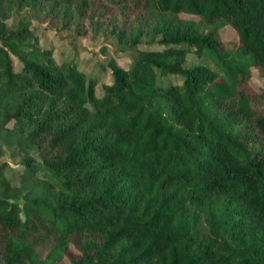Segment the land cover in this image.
Segmentation results:
<instances>
[{"label": "trees", "instance_id": "1", "mask_svg": "<svg viewBox=\"0 0 264 264\" xmlns=\"http://www.w3.org/2000/svg\"><path fill=\"white\" fill-rule=\"evenodd\" d=\"M38 24L109 26L133 58L88 72L77 42L56 54ZM254 70L264 0H0V155L23 165L14 184L0 161V263L62 264L74 248L68 264H264Z\"/></svg>", "mask_w": 264, "mask_h": 264}, {"label": "rangeland", "instance_id": "2", "mask_svg": "<svg viewBox=\"0 0 264 264\" xmlns=\"http://www.w3.org/2000/svg\"><path fill=\"white\" fill-rule=\"evenodd\" d=\"M183 17L187 18H197L193 15L183 13ZM38 22L36 21V24ZM47 25V23H46ZM45 25V26H46ZM39 27H43L40 29H44L43 33L44 36L48 39V41L51 42V44L54 45L56 54H59V49L62 46H66L69 43V41H72V43L77 42L78 43V52L79 56L81 58V64L80 66L84 68L88 72L94 73V70L96 69L95 63L97 64L100 60L105 59L107 56H111L117 60L119 64L122 65H128L133 58L134 53L130 51H117L115 50L114 36L110 33V27L106 26L101 28L99 35L97 38H92L91 33L92 30L89 28L87 30V33L84 35H80L77 37H74V35L70 34L72 32L65 31L64 33L58 32L55 28L52 26L44 27L41 24H38ZM219 33L224 40H236L238 35L235 29H233L230 25L224 24L219 27ZM63 34L64 36H60ZM41 38V42L45 41V37ZM157 38V36H154ZM149 38L144 40V44L146 45L149 42ZM103 45L107 46V49L105 51L101 50V47ZM89 58V60H88ZM188 60L194 61V62H203L211 65L212 67L217 69V66L209 61L207 58L198 56L194 53L188 54ZM16 66L17 59H15ZM111 81V73L110 70H106L105 72H99L98 77V86H97V92L100 94L102 91L101 84L102 82H110ZM250 84L253 89L261 90L262 87H264V77H261L256 70L253 71L251 77H250ZM5 153L0 155V161L4 160L6 161V174L8 177H10L14 184H20L21 180V174L23 172V165L20 162L19 156L14 154L13 148L7 144L4 145ZM33 154L37 158L36 151H33ZM43 169L39 170V173L43 174ZM42 253H44L43 249H40ZM76 253V249L71 248L70 251L61 259L62 264H68L70 255ZM2 264V263H0Z\"/></svg>", "mask_w": 264, "mask_h": 264}]
</instances>
